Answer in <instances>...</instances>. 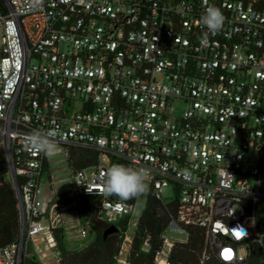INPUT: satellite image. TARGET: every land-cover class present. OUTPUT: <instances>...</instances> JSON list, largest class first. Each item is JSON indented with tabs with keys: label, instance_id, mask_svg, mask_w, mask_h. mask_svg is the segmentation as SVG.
Segmentation results:
<instances>
[{
	"label": "built area",
	"instance_id": "obj_1",
	"mask_svg": "<svg viewBox=\"0 0 264 264\" xmlns=\"http://www.w3.org/2000/svg\"><path fill=\"white\" fill-rule=\"evenodd\" d=\"M0 34V137L21 218L19 242L0 247V264H22L53 252L62 227L55 198L45 202L41 178L49 158L28 149L23 135L59 129L56 152L100 153L98 165L73 172L76 207L110 224L136 204L103 189L112 159L149 172L164 201L178 200L155 264H169L190 227L205 237L203 262L216 256L246 264L250 244L264 247L257 220L264 202V0H5ZM209 6L225 23L207 34ZM207 34V35H206ZM14 176V178H13ZM21 177L19 182L18 177ZM242 228V231L236 230ZM240 233V235H237ZM150 249L145 241L144 250ZM118 264H128V255Z\"/></svg>",
	"mask_w": 264,
	"mask_h": 264
},
{
	"label": "trees",
	"instance_id": "obj_2",
	"mask_svg": "<svg viewBox=\"0 0 264 264\" xmlns=\"http://www.w3.org/2000/svg\"><path fill=\"white\" fill-rule=\"evenodd\" d=\"M8 13L5 0H0V19ZM68 163L73 172L90 169L98 165L100 153L90 148H72ZM125 164L122 159H112L111 165ZM130 166V165H129ZM48 169L46 165L45 170ZM19 182L21 177H18ZM113 200H120L110 195ZM138 198L126 202L136 204ZM178 200L171 202L159 200L153 191H149L146 205L138 222L137 231L133 238L128 254V264H155V254L163 247V235L167 231L170 220L176 215ZM77 211L81 223L90 218L89 200L80 196ZM131 217L128 216L120 223H106L94 219L95 239L82 251L68 247L65 229L55 230L57 248L61 255V264H118L121 246L128 231ZM257 220L264 235V202L258 204ZM116 226L117 232L105 237L104 233L110 226ZM189 238L186 243L176 244L172 250L169 264H229L219 260L216 256L203 262L205 237L202 230L190 227ZM21 235V218L18 200L10 172L6 151L0 137V247L19 242ZM149 241L150 249L144 250L145 241ZM22 264H41L34 254L23 255ZM246 264H264V247L258 243L250 244V256Z\"/></svg>",
	"mask_w": 264,
	"mask_h": 264
},
{
	"label": "rangeland",
	"instance_id": "obj_3",
	"mask_svg": "<svg viewBox=\"0 0 264 264\" xmlns=\"http://www.w3.org/2000/svg\"><path fill=\"white\" fill-rule=\"evenodd\" d=\"M3 31V22L0 19V34ZM49 158L48 169H46L41 178V188L43 189V196L55 198L61 207L65 210L62 212L61 225L65 229V238L67 245L72 250L82 251L88 247L95 239V231L90 230V235L86 238L80 237V231L82 229V223L76 207V196L73 194L72 177L73 171L68 163V158L64 151L55 152ZM148 191L138 197L135 211L131 216L130 224L126 237L124 238L121 246V257H126L131 249L133 238L137 231L138 222L144 211ZM163 198L166 203L171 202L174 199V192L172 187L165 188L163 191ZM165 236L168 238H180L185 239V235L178 234L168 229L165 232ZM48 259L46 264H57L58 259L53 252L48 253Z\"/></svg>",
	"mask_w": 264,
	"mask_h": 264
},
{
	"label": "clouds",
	"instance_id": "obj_4",
	"mask_svg": "<svg viewBox=\"0 0 264 264\" xmlns=\"http://www.w3.org/2000/svg\"><path fill=\"white\" fill-rule=\"evenodd\" d=\"M225 19L220 8L209 6L200 17V23L207 29V34H215L222 30ZM59 136V129H51L47 132L32 130L24 134L22 138L25 146L31 151L51 157L58 148L57 137ZM148 175L146 168L115 164L105 172L103 189L107 194L115 195L122 201L138 198L148 191ZM236 230L246 235L242 228Z\"/></svg>",
	"mask_w": 264,
	"mask_h": 264
},
{
	"label": "water",
	"instance_id": "obj_5",
	"mask_svg": "<svg viewBox=\"0 0 264 264\" xmlns=\"http://www.w3.org/2000/svg\"><path fill=\"white\" fill-rule=\"evenodd\" d=\"M14 178V176H13ZM118 228L114 225L110 226L104 233L105 237H108L111 233L117 232Z\"/></svg>",
	"mask_w": 264,
	"mask_h": 264
},
{
	"label": "crops",
	"instance_id": "obj_6",
	"mask_svg": "<svg viewBox=\"0 0 264 264\" xmlns=\"http://www.w3.org/2000/svg\"><path fill=\"white\" fill-rule=\"evenodd\" d=\"M45 202H49L52 198L48 197V196H44Z\"/></svg>",
	"mask_w": 264,
	"mask_h": 264
},
{
	"label": "snow or ice",
	"instance_id": "obj_7",
	"mask_svg": "<svg viewBox=\"0 0 264 264\" xmlns=\"http://www.w3.org/2000/svg\"><path fill=\"white\" fill-rule=\"evenodd\" d=\"M237 235H240V233H237Z\"/></svg>",
	"mask_w": 264,
	"mask_h": 264
}]
</instances>
